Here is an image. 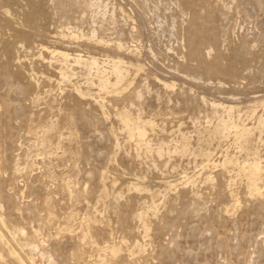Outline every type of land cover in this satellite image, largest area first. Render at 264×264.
Returning <instances> with one entry per match:
<instances>
[{
  "label": "rangeland",
  "instance_id": "374dc122",
  "mask_svg": "<svg viewBox=\"0 0 264 264\" xmlns=\"http://www.w3.org/2000/svg\"><path fill=\"white\" fill-rule=\"evenodd\" d=\"M0 215L35 264H264V0H0Z\"/></svg>",
  "mask_w": 264,
  "mask_h": 264
},
{
  "label": "bare ground",
  "instance_id": "6f19581e",
  "mask_svg": "<svg viewBox=\"0 0 264 264\" xmlns=\"http://www.w3.org/2000/svg\"><path fill=\"white\" fill-rule=\"evenodd\" d=\"M133 28H134V26H133ZM52 35V34H51ZM46 36V35H45ZM49 40V39H48ZM61 42H63V41H61ZM40 54H41V51H40ZM52 61V60H51ZM57 69V68H56ZM59 72V71H58ZM37 84V83H36ZM37 86V85H36ZM119 85H117V87H118ZM125 88V87H124ZM112 89V88H111ZM110 89H107V91H109ZM114 92H115V90H114ZM116 92H117V90H116ZM110 93V92H109ZM120 93V92H119ZM232 109V108H231ZM242 134V133H241ZM204 164V163H203ZM244 164V163H243ZM241 166V165H240ZM256 167V166H255ZM257 168V167H256ZM257 169H259V168H257ZM131 180V179H130ZM252 180V179H251ZM131 186V185H130ZM259 187V186H258ZM141 189H143L142 187H141ZM131 190V189H130ZM259 190V189H258ZM136 191V190H135ZM260 191V190H259ZM72 192V191H71ZM140 192H141V190H140ZM260 193V192H259ZM260 194H262V193H260ZM143 197H144V195H143ZM155 198V197H154ZM147 199V198H146ZM153 199V198H152ZM102 200V199H101ZM97 205H99L98 203H97ZM154 206V205H153ZM148 208V207H147ZM151 208H153V207H151ZM152 211H153V209H152ZM145 212H147V211H145ZM155 212V211H154ZM155 214V213H154ZM138 217V216H137ZM0 218H1V215H0ZM144 218V217H143ZM140 220V219H139ZM145 220V219H144ZM68 225V224H67ZM149 226V225H148ZM39 231V229H32V234H34V235H36L37 234V232ZM9 232V234H10V236H11V239H12V241L17 245V247L19 248V250L20 251H22L24 248L23 247H27L28 249H30V250H37L38 252H40L39 254L41 255V256H43L44 255V251L42 250L41 251V249H40V244H39V242H36V241H29V240H25V242H23V243H21L20 242V239H17L16 238V236H15V234L17 233V234H25V230L23 229V228H16V229H14L13 231H8ZM39 233V232H38ZM0 244H2V245H7V247H8V250H9V252H10V254H12V255H14L15 257H16V260H17V262L19 263V264H35V262H34V259H33V255L31 254V255H27L26 257H24V256H22L21 254H20V252H18V251H16V249H14L12 246H11V244H13L10 240H6V238L4 237V235L2 234V232H1V230H0ZM26 245V246H25ZM103 248V247H102ZM24 251V250H23ZM112 254H114V251H112ZM129 258V257H128ZM51 262V261H50Z\"/></svg>",
  "mask_w": 264,
  "mask_h": 264
}]
</instances>
